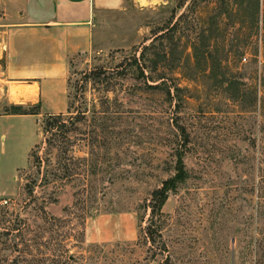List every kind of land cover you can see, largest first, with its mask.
Here are the masks:
<instances>
[{
    "label": "rangeland",
    "instance_id": "obj_1",
    "mask_svg": "<svg viewBox=\"0 0 264 264\" xmlns=\"http://www.w3.org/2000/svg\"><path fill=\"white\" fill-rule=\"evenodd\" d=\"M182 5L122 0L96 11L90 45L47 77L19 68L37 76L5 80L0 32V264H254L264 0ZM41 80L61 92L52 109L14 115L41 105ZM162 187L149 240L151 193Z\"/></svg>",
    "mask_w": 264,
    "mask_h": 264
},
{
    "label": "crops",
    "instance_id": "obj_2",
    "mask_svg": "<svg viewBox=\"0 0 264 264\" xmlns=\"http://www.w3.org/2000/svg\"><path fill=\"white\" fill-rule=\"evenodd\" d=\"M121 4L122 0H0L1 43L6 52L4 79L37 76L19 75V68L44 69V77L48 70L66 69L70 57L90 45L96 11ZM6 87L9 90L10 86ZM50 87L51 83L39 81L42 111L52 109L47 101L61 93Z\"/></svg>",
    "mask_w": 264,
    "mask_h": 264
},
{
    "label": "trees",
    "instance_id": "obj_3",
    "mask_svg": "<svg viewBox=\"0 0 264 264\" xmlns=\"http://www.w3.org/2000/svg\"><path fill=\"white\" fill-rule=\"evenodd\" d=\"M192 0H176L177 2V8H181L183 5L182 4H185L186 2H190ZM226 4H223V6H225ZM237 5V4H236ZM229 6V4L227 5ZM240 6V5H239ZM254 10L255 12L257 13V10H258V7H259V3L256 2V5L254 4ZM182 15L179 16V18L181 17ZM178 18V19H179ZM175 27H176V22L175 24H173L170 28V30L166 29V32L163 33V34H160L158 35L157 37L153 38L152 40V43L154 41H157V40H163L164 38H166V36L170 35L171 32H174L175 30ZM164 31V30H162ZM149 45V46H145L142 51H141V55L144 54V51H148L150 50V48H153L154 47V44ZM206 46V45H205ZM191 48H192V51L194 53H196V48H195V45L191 43ZM153 57L155 58H159L160 60H165L166 58V52L164 50H159L158 52H153ZM135 63H137V60L135 59L134 60ZM138 64V63H137ZM157 67V64H155L154 66V69H156ZM18 108H21L20 106ZM40 108V105H37L34 107V110L33 112L31 113H25V112H19V113H14V115H37L38 114V110ZM63 115H59V116H56L52 119V117H49V120H51V123H46V128L47 126L49 127H57V125H60L61 122H63ZM45 128V129H46ZM47 132V130H46ZM47 142V140H46ZM178 163L180 165H182V160H181V155L178 154ZM169 188L168 187H162L158 190H155L151 193V196L153 199H151L150 201V217L152 218L150 221L148 227H147V230L150 231V237H149V240L152 239V235L153 234H157V227H156V231L155 230H151V227L153 225H155V217H159L160 216V209H161V205L163 204V201L165 200L166 198V194L168 192ZM262 218H264V213L260 214ZM159 237V236H158ZM255 242L257 243V247H258V250H255V253H254V256H255V259H254V264H263L264 262V227H261L260 229H258V232H257V237L255 238Z\"/></svg>",
    "mask_w": 264,
    "mask_h": 264
},
{
    "label": "built area",
    "instance_id": "obj_4",
    "mask_svg": "<svg viewBox=\"0 0 264 264\" xmlns=\"http://www.w3.org/2000/svg\"><path fill=\"white\" fill-rule=\"evenodd\" d=\"M6 204H7V201L6 200L0 199V206L6 205Z\"/></svg>",
    "mask_w": 264,
    "mask_h": 264
},
{
    "label": "bare ground",
    "instance_id": "obj_5",
    "mask_svg": "<svg viewBox=\"0 0 264 264\" xmlns=\"http://www.w3.org/2000/svg\"><path fill=\"white\" fill-rule=\"evenodd\" d=\"M140 2H144V0H139ZM141 5V4H140ZM13 90V89H12ZM20 90V89H19ZM27 90V89H26ZM15 91V90H14ZM34 91V90H33ZM35 92V91H34Z\"/></svg>",
    "mask_w": 264,
    "mask_h": 264
},
{
    "label": "water",
    "instance_id": "obj_6",
    "mask_svg": "<svg viewBox=\"0 0 264 264\" xmlns=\"http://www.w3.org/2000/svg\"><path fill=\"white\" fill-rule=\"evenodd\" d=\"M232 243H233V239H232Z\"/></svg>",
    "mask_w": 264,
    "mask_h": 264
}]
</instances>
